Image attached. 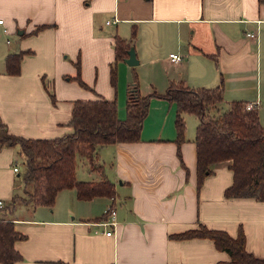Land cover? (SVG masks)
Segmentation results:
<instances>
[{
  "label": "crops",
  "instance_id": "crops-1",
  "mask_svg": "<svg viewBox=\"0 0 264 264\" xmlns=\"http://www.w3.org/2000/svg\"><path fill=\"white\" fill-rule=\"evenodd\" d=\"M0 19V119L13 134L52 139L71 132L76 99H115L124 119L130 66L115 61L117 37L134 47L133 66L151 90L222 81L217 109L253 102L264 126V0H0ZM20 51L12 73L6 57ZM170 53L181 58L172 61ZM149 106L138 140L99 147L100 170L76 159L75 177L110 180L114 198L80 199L66 188L51 207L18 204L8 213L25 235L13 243L21 255L14 264H236L209 237H172L201 224L232 237L241 229L247 252L264 259V201L224 195L230 160L215 162L197 189V117L184 114L177 142L175 104L152 97ZM77 166L90 175L78 177ZM22 170L17 148L0 145L3 205L24 194ZM112 203L113 224H97L110 220L103 213Z\"/></svg>",
  "mask_w": 264,
  "mask_h": 264
},
{
  "label": "trees",
  "instance_id": "trees-1",
  "mask_svg": "<svg viewBox=\"0 0 264 264\" xmlns=\"http://www.w3.org/2000/svg\"><path fill=\"white\" fill-rule=\"evenodd\" d=\"M130 45L119 37L115 38V61L125 57ZM22 55V51L7 55L9 71H19ZM115 63L110 70L113 85L116 82ZM222 91V81L213 87L200 88L190 87L183 82H170L163 93L152 91L142 96L137 76L133 73V80L127 86L124 119L117 115L116 100L104 97L74 100L68 122L72 131L52 139L13 134L0 119V145L17 148L23 165L21 178L26 185L24 194H15L0 207V262L14 264L21 259L13 243L25 235L16 231L13 222L7 217L16 205L51 207L58 191L66 188H75L80 199L100 195L110 198L116 196L114 184L104 177L98 181L78 180L75 177L76 159L82 157L87 160L90 170H100L99 147L108 143L138 140L152 97H162L175 104L177 142L184 139V114L195 115L198 119L194 138L197 189L204 177L212 172L211 166L215 162L230 160L233 179L224 190V195L253 197L264 201V126L260 123L258 109L254 107L246 110L245 102L236 100L229 102L227 108L219 112L217 104L223 99ZM109 207H113V203ZM106 214L107 211L103 216ZM194 236L213 239L216 247L227 251L236 264H264L263 258L255 257L245 249V236L241 229L236 237H232L224 230L207 228L201 224L198 228L172 235L179 239Z\"/></svg>",
  "mask_w": 264,
  "mask_h": 264
},
{
  "label": "built area",
  "instance_id": "built-area-1",
  "mask_svg": "<svg viewBox=\"0 0 264 264\" xmlns=\"http://www.w3.org/2000/svg\"><path fill=\"white\" fill-rule=\"evenodd\" d=\"M0 23H2V19H0ZM247 35H249L250 37H254L255 36V34L252 33V32H247ZM169 57H170V59L172 61H178L181 58V56L179 54H177V53H170ZM254 107H255V104L253 102H246L245 105H244V108L246 110L252 109ZM13 170L17 171L18 167L17 166H13ZM1 206H3V201L2 200H0V207ZM106 211H107L108 216L110 217V220L106 221V219H105V220H102V221L98 222L97 224H99V225H111V224H113V220H114V216H115L114 208L108 207ZM95 231L97 232L98 229H96ZM104 233L107 234V235H110V234H112V230L111 229L110 230L109 229L105 230Z\"/></svg>",
  "mask_w": 264,
  "mask_h": 264
},
{
  "label": "rangeland",
  "instance_id": "rangeland-1",
  "mask_svg": "<svg viewBox=\"0 0 264 264\" xmlns=\"http://www.w3.org/2000/svg\"><path fill=\"white\" fill-rule=\"evenodd\" d=\"M138 71L139 70H137V66H130V68H129V78H130V81L133 80V73H135L136 76H137V82H138V87H139V93H140V95L143 96V95H148V94L152 93L153 90H151V88H150V86L148 85V82H147L148 80H146L147 76H146V78L141 77V75H140V73ZM152 104L153 103H151V107H152ZM262 113H264V108L262 110ZM144 122H145V118L143 120V123ZM82 172H83L84 175L88 174L86 171H84V169L81 166H77L76 175L79 177V176H81ZM88 175H90V174H88Z\"/></svg>",
  "mask_w": 264,
  "mask_h": 264
},
{
  "label": "water",
  "instance_id": "water-1",
  "mask_svg": "<svg viewBox=\"0 0 264 264\" xmlns=\"http://www.w3.org/2000/svg\"><path fill=\"white\" fill-rule=\"evenodd\" d=\"M123 60L130 66L136 65L138 63L135 49L132 45H130L129 48L127 49V56L124 57Z\"/></svg>",
  "mask_w": 264,
  "mask_h": 264
}]
</instances>
